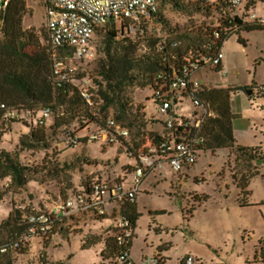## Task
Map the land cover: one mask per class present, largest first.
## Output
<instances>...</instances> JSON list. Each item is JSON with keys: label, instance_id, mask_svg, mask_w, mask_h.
I'll return each instance as SVG.
<instances>
[{"label": "rangeland", "instance_id": "obj_1", "mask_svg": "<svg viewBox=\"0 0 264 264\" xmlns=\"http://www.w3.org/2000/svg\"><path fill=\"white\" fill-rule=\"evenodd\" d=\"M2 2L0 0V6ZM256 2L255 13L264 16V4ZM26 4L29 13L24 17V29L34 31L47 53H51L44 3L26 0ZM191 4L189 0H164L160 13L162 21L148 29L146 40L182 38L187 45V37L196 39L200 32L210 29L215 24L214 16L197 11ZM104 34V30L95 34L91 59L67 62L75 68V79L87 81L85 85L95 104L90 110L96 116L102 104L98 96V65L104 58ZM240 35L246 41L245 46L238 42L237 35L230 37L223 46V73L202 70L194 79L209 89L263 85L264 30L243 31ZM145 42V39L140 41L144 48L147 47ZM56 54L62 58L65 52L57 51ZM257 95L256 89L251 96L243 90L232 95L231 110L236 116L233 130L238 145L260 147L264 156V99ZM131 97L134 109H141L147 123L140 138L134 137L140 139L135 146L140 150L153 142L150 133H161L162 127L156 118L163 117L158 114L149 87H135ZM54 125L55 119H52L44 128L49 143L46 150L21 151L19 139L28 129L18 123L0 139V152H16L23 165L38 171L23 189L10 186L8 179L0 181V225L12 211H21L22 216L56 211L61 202L78 193L90 178L119 177L124 180L126 189L131 187L134 173L127 168L134 166L136 161L127 156L124 144L85 140L71 146V136L83 137L94 131L95 125L87 123L83 129L77 122L61 128ZM257 168L258 175L255 174ZM241 179L249 180L250 205L247 207H242L238 201ZM203 196H207L206 201L194 202ZM193 206L195 210L191 215ZM136 208L141 216L135 228L133 253L138 256L150 257L157 250L166 264H181L187 256L195 257L201 264H264L256 258V251L264 239V161L251 163L239 156L236 149H220L215 153L201 152L196 163L180 173L164 164L143 179ZM110 223V220L99 223L90 215L71 214L56 227L50 238L36 235L24 249L11 250L9 254L13 264H102L101 253L112 244L106 238ZM96 238L100 239L99 244L83 250L86 240ZM6 243H10L8 233L0 229V245Z\"/></svg>", "mask_w": 264, "mask_h": 264}, {"label": "built area", "instance_id": "obj_2", "mask_svg": "<svg viewBox=\"0 0 264 264\" xmlns=\"http://www.w3.org/2000/svg\"><path fill=\"white\" fill-rule=\"evenodd\" d=\"M10 0H3L0 13ZM260 1L264 4V0ZM45 6L46 31L53 61V82H73L89 107L93 106L87 81H73L75 68L68 61H82L93 56L92 41L95 31L109 22L121 24L128 22L131 33H145L156 23V16L161 13L163 0H42ZM200 7V11L211 14L215 24L204 30L209 39L197 49H190L181 56L166 52L162 56L169 71L161 72L155 88H152V100L158 108V114L163 118L158 124L161 133H156L153 142L140 150L135 149L132 135L128 129L122 128L113 119H109L107 129H97L84 137L71 136L69 144L76 146L81 139L88 142L104 144H126L129 156L136 163L132 172L134 179L129 189L125 188L124 180H102L90 178L82 189L71 194L61 202L56 211H44L30 216H22L24 221L31 224L27 234H24L14 245V248L26 246L31 239L38 235H48L53 231V225L61 217L73 214L91 213L96 216H106L111 212L120 214V204H134L137 200L139 187L143 179L153 170L168 164L178 173L183 168L193 166L207 139L203 129L215 112L210 104L200 95L208 92L194 75L202 70L223 73V46L227 39L241 33L243 28L251 24L264 27V16L255 13L256 5L248 8L249 0H191ZM257 3V2H256ZM166 41L159 43L158 51H166ZM181 47L180 42L172 44L171 49ZM59 49L65 50L64 57L58 56ZM84 84V85H83ZM257 94L264 93V84L256 87ZM51 117V111L45 109L40 115L38 124L44 127ZM26 121L30 118L23 111L0 106V129L8 127L12 121ZM137 144L139 141H136ZM109 209V212H108ZM110 238L115 242L116 254L108 264H166L160 254L145 257L135 261L132 257V245L135 229L130 220L119 217L112 226ZM259 252L264 253V239L259 244ZM3 247L0 252L5 253ZM182 264H201L193 256H187Z\"/></svg>", "mask_w": 264, "mask_h": 264}, {"label": "trees", "instance_id": "obj_3", "mask_svg": "<svg viewBox=\"0 0 264 264\" xmlns=\"http://www.w3.org/2000/svg\"><path fill=\"white\" fill-rule=\"evenodd\" d=\"M189 1L191 4V0ZM254 5H256V2L249 0L248 8ZM176 6L182 7L180 4H176ZM192 6L197 11L201 10L196 4ZM28 13L26 0H10L6 8L0 13V106L5 105L9 108L23 111L30 118L29 122L24 120L12 121L8 127L1 128L0 139L5 133L12 131L14 124L23 125V127L28 129V133L22 135L19 139L21 151H37L49 148L44 128L52 119H55V128L68 127L73 122H77L80 124V129L85 127L84 124L92 123V125H95V130L107 129L109 119H113L122 128L130 131L133 142L137 146L140 143L138 138L143 134L141 131L146 128L147 123L145 115L141 113V109H134L133 107L132 90L135 87L141 89L149 87L150 90L155 88L158 75L161 72L169 71L168 65L162 60V56L166 52L179 57L192 48L197 49L204 45L209 39L204 33L200 32L196 39L187 37V45L182 38L146 40L149 28L145 29L144 34L139 32L131 33L129 24L126 21L121 24L109 22L102 27H98L95 34L99 30H104L105 34L103 40L104 58L98 65V77L100 79L98 96L102 104L98 111L99 116H96V113L90 110L91 107H89L87 101L82 97L73 82H63L59 85L53 82L51 53H47L46 49L41 45L40 38L34 31L26 30L23 27L24 17ZM155 18L156 23L162 21L160 13ZM255 30H264V27L248 24L241 33ZM241 33L236 34L238 42L245 46L246 41L241 37ZM141 39H145L147 47H142L140 44ZM162 41H166V51L159 52L158 46ZM175 42L181 43V47L177 50L171 49L172 44ZM58 51L65 52L63 49ZM73 81L75 83L81 82L80 79L75 78H73ZM254 89L256 87H245L243 89L218 88L211 89L200 95L215 112V117L210 118L203 129L207 142L202 152L210 150L215 153L220 149H236L239 156L249 162L264 161L260 148H247L237 145L233 130V121L236 116L231 110L232 95L240 90H243L246 94L248 92L253 94ZM257 97L264 99V93L262 95L258 94ZM91 100L93 103V97H91ZM94 106L95 104L93 103L92 108ZM45 109L51 111V117L44 127H40L38 121L42 111ZM156 121L157 123L159 122L157 118ZM150 135L153 140V137H156L157 134L150 133ZM134 137L138 138L135 139ZM85 140L87 141L85 138L81 139L79 144ZM136 141H139V143L137 144ZM125 147L129 149L126 144ZM126 153L129 156L128 151ZM133 168L134 166H130L127 170H130L129 172L131 173ZM37 173V169L23 165L16 152H0V181L8 179L10 180V186L23 189L32 180L31 177ZM248 181V179H241L238 183V188L240 189L238 201L242 207L250 205L247 198L249 195L247 191ZM206 200L207 196H203L194 199V202L200 204ZM194 210L195 207L193 206L190 212L191 215ZM82 215H90L99 223H105L107 220L111 221L107 226L106 238L112 244L110 246L107 245L106 249L101 253L102 264H108L116 254L115 242L109 237L115 221L121 216L125 217L131 221L135 229L141 216L137 211L136 203L130 204L127 202L120 204L119 215L114 212L106 216H96L91 213ZM64 219L65 217H61L54 223L53 231L50 234H38L37 236L42 239L50 238L57 229L56 227L64 222ZM30 228L31 224L23 220L21 211H12L9 217L2 221L0 229L6 230L10 243L0 245V249L3 247L7 248L5 253L0 252V264H13V259L9 252L11 250L24 249L28 245L26 244V246L19 248L13 247L24 234L28 233ZM100 242V239L97 238L95 240L91 239V241L86 240L83 250H88ZM259 249L260 247L256 251V258L259 257L260 261L264 263V253L260 254Z\"/></svg>", "mask_w": 264, "mask_h": 264}, {"label": "crops", "instance_id": "obj_4", "mask_svg": "<svg viewBox=\"0 0 264 264\" xmlns=\"http://www.w3.org/2000/svg\"><path fill=\"white\" fill-rule=\"evenodd\" d=\"M23 24H24V22H23ZM226 43V42H225ZM224 69V65H223V67H222V70ZM12 129H13V126H12ZM234 137H235V135H234ZM236 144L238 145V143H237V141H236ZM240 146V145H239ZM243 147V146H242ZM247 148H251V147H247ZM256 148H260V147H256ZM260 150H261V152H262V149L260 148ZM256 161H252L251 163H255ZM253 166H255V165H253ZM256 175H258L259 174V168H257L256 169V173H255ZM254 174V175H255ZM254 175H252V176H254ZM251 176V177H252ZM248 198V197H247ZM133 244H134V242H133ZM133 248H134V246L132 245V257H133V259L135 260V261H140L141 259H143V258H145V257H147V255H144V254H142V255H140V256H138V255H136L135 253H133ZM157 253H159V251H157V250H155L154 252H153V255L154 254H157ZM149 256V255H148Z\"/></svg>", "mask_w": 264, "mask_h": 264}, {"label": "water", "instance_id": "obj_5", "mask_svg": "<svg viewBox=\"0 0 264 264\" xmlns=\"http://www.w3.org/2000/svg\"><path fill=\"white\" fill-rule=\"evenodd\" d=\"M247 95L251 96L252 95V92H248Z\"/></svg>", "mask_w": 264, "mask_h": 264}]
</instances>
